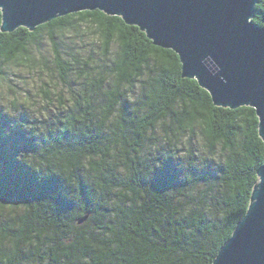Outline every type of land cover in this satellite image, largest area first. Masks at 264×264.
Segmentation results:
<instances>
[{
	"label": "trees",
	"instance_id": "trees-1",
	"mask_svg": "<svg viewBox=\"0 0 264 264\" xmlns=\"http://www.w3.org/2000/svg\"><path fill=\"white\" fill-rule=\"evenodd\" d=\"M0 96L25 109L0 123V264H214L247 214L256 110L216 107L121 17L4 33L0 11Z\"/></svg>",
	"mask_w": 264,
	"mask_h": 264
},
{
	"label": "water",
	"instance_id": "water-1",
	"mask_svg": "<svg viewBox=\"0 0 264 264\" xmlns=\"http://www.w3.org/2000/svg\"><path fill=\"white\" fill-rule=\"evenodd\" d=\"M259 0H0L2 31H35L58 18L101 11L146 33L180 58L216 107H251L264 141V26ZM249 209L214 264H264V164ZM86 218L83 220L85 221Z\"/></svg>",
	"mask_w": 264,
	"mask_h": 264
},
{
	"label": "rangeland",
	"instance_id": "rangeland-1",
	"mask_svg": "<svg viewBox=\"0 0 264 264\" xmlns=\"http://www.w3.org/2000/svg\"><path fill=\"white\" fill-rule=\"evenodd\" d=\"M8 96H5L4 98H2L3 96H0V123H4L3 121L5 120L7 121L6 125L12 129L11 126L17 121L18 118L21 119L25 109L11 105L10 101L7 100Z\"/></svg>",
	"mask_w": 264,
	"mask_h": 264
}]
</instances>
